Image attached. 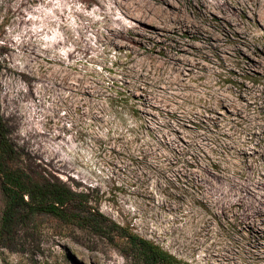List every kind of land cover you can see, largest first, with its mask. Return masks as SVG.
Here are the masks:
<instances>
[{"label": "rangeland", "instance_id": "374dc122", "mask_svg": "<svg viewBox=\"0 0 264 264\" xmlns=\"http://www.w3.org/2000/svg\"><path fill=\"white\" fill-rule=\"evenodd\" d=\"M166 1L0 0L6 166L182 264H264V0ZM94 234L22 216L0 264H137Z\"/></svg>", "mask_w": 264, "mask_h": 264}, {"label": "trees", "instance_id": "16d2710c", "mask_svg": "<svg viewBox=\"0 0 264 264\" xmlns=\"http://www.w3.org/2000/svg\"><path fill=\"white\" fill-rule=\"evenodd\" d=\"M4 131L0 117V186L6 200L0 224L2 232L8 234L22 216L45 214L93 231L94 235L121 250L122 256L131 253L137 264H182L154 243L127 228L107 222L89 206L86 194L73 192L59 181L37 180L21 168L7 167L5 160L14 151L8 145ZM113 229L117 234H112Z\"/></svg>", "mask_w": 264, "mask_h": 264}, {"label": "bare ground", "instance_id": "6f19581e", "mask_svg": "<svg viewBox=\"0 0 264 264\" xmlns=\"http://www.w3.org/2000/svg\"><path fill=\"white\" fill-rule=\"evenodd\" d=\"M135 3L136 0H131ZM151 3H153L154 1L156 3H158V7H157V11L160 13H163L165 15H167V17L169 16V14L166 12L165 8L163 7L164 5L167 6V1L166 0H150ZM200 8V7H198ZM197 8V11L201 13V11ZM202 13H204L202 11ZM241 15L245 16L244 12H239ZM173 31L175 33V31H177V29H181L184 30V34L188 35L191 39H193L194 41H199V42H203L205 41V43H207L210 47L214 48V49H218V39L215 38L214 36L208 34L206 35L205 32H203L199 27H197L196 25H191L188 24L186 21L184 20H178L177 23H175L174 25H172ZM173 33V32H172ZM218 40V41H217ZM204 43V42H203ZM188 44V43H187ZM206 44V45H207ZM190 45V44H189ZM203 46V45H202ZM181 45L178 46V50H181ZM196 48H200V47H196ZM202 48V47H201ZM206 48V47H205ZM185 50V49H183ZM215 51V50H213ZM205 53V52H204ZM206 54V53H205ZM170 60H174L173 57H169ZM177 59V58H176ZM175 61V60H174ZM177 64V62H176ZM182 65V63H181ZM180 65V66H181ZM177 67V66H176ZM223 102V101H222Z\"/></svg>", "mask_w": 264, "mask_h": 264}]
</instances>
